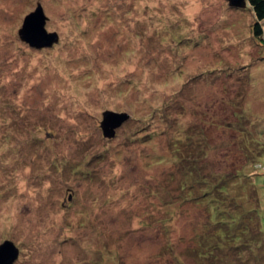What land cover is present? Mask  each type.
<instances>
[{"label": "rangeland", "instance_id": "rangeland-1", "mask_svg": "<svg viewBox=\"0 0 264 264\" xmlns=\"http://www.w3.org/2000/svg\"><path fill=\"white\" fill-rule=\"evenodd\" d=\"M37 5L58 41L31 47L18 30ZM254 24L227 0H0V245L14 264L195 263L207 216L177 198L176 157L197 152L186 134L206 147L198 171H256L264 208V168L242 155L248 132L264 151ZM106 112L126 119L107 131Z\"/></svg>", "mask_w": 264, "mask_h": 264}, {"label": "trees", "instance_id": "trees-1", "mask_svg": "<svg viewBox=\"0 0 264 264\" xmlns=\"http://www.w3.org/2000/svg\"><path fill=\"white\" fill-rule=\"evenodd\" d=\"M247 5L255 20L254 34L259 37L260 23L264 21V0H247ZM245 137L242 141H248L252 146L262 140L252 132ZM183 141V151L194 147L197 152L196 156L190 153L176 157V162L183 168L177 198L195 206L203 205L207 216L205 225L197 227L198 231L191 239L194 242L190 251L193 264H264V208L259 189L252 181L259 174L246 171L245 167L226 179L222 173L198 171L193 165L199 155L205 154L206 147L201 150L199 143L187 134ZM248 142L244 146L246 152H242L244 159L247 163L252 162L249 163L252 168H264L259 160L264 158V151H251ZM175 260L177 264H186L189 256L182 254Z\"/></svg>", "mask_w": 264, "mask_h": 264}, {"label": "water", "instance_id": "water-1", "mask_svg": "<svg viewBox=\"0 0 264 264\" xmlns=\"http://www.w3.org/2000/svg\"><path fill=\"white\" fill-rule=\"evenodd\" d=\"M229 7L234 9H245L247 7V0H227ZM47 21L40 5L34 12L27 15L22 23L21 29L18 30V37L22 42H26L31 47H41L43 45H51L53 42L58 41V37L55 33H47L45 30V23ZM43 44V45H42ZM114 118L118 121L117 124L109 125L108 121ZM126 119L125 114H115L111 112L104 113L103 129L108 127H115L120 125L122 121ZM108 126V127H107ZM108 131V130H107ZM111 132V131H109ZM19 254L18 248L13 242L5 240L0 245V264H14Z\"/></svg>", "mask_w": 264, "mask_h": 264}]
</instances>
